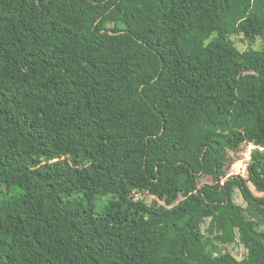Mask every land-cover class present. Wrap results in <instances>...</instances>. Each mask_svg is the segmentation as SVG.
<instances>
[{
	"label": "trees",
	"instance_id": "16d2710c",
	"mask_svg": "<svg viewBox=\"0 0 264 264\" xmlns=\"http://www.w3.org/2000/svg\"><path fill=\"white\" fill-rule=\"evenodd\" d=\"M5 166L0 264H264V0H0Z\"/></svg>",
	"mask_w": 264,
	"mask_h": 264
},
{
	"label": "rangeland",
	"instance_id": "374dc122",
	"mask_svg": "<svg viewBox=\"0 0 264 264\" xmlns=\"http://www.w3.org/2000/svg\"><path fill=\"white\" fill-rule=\"evenodd\" d=\"M231 40L233 44L235 45V47L239 49L240 51H245L248 49L260 50L262 48V41L259 38L256 39L253 44H249L246 40L243 39L242 36H240L239 38H232ZM255 149L256 148L254 146L247 145V146H244L242 150L239 151L238 153H235V154L230 153L229 159L233 161V165L229 168L227 172L228 176L245 177L246 176V165L248 161L250 160L251 152ZM57 161L66 162L72 166L86 167L88 165L87 162L84 163V160L77 159L76 161H74L73 158L67 155H59L55 157L42 158L41 160H39L38 164L53 163ZM0 171L7 174L12 171V168L10 169L8 166H5ZM203 183L211 184L210 181H208L207 179L201 178L200 184H203ZM0 191H4V186L0 185ZM13 193L15 194V191L10 192V194H13ZM81 195L82 194L79 193L74 198H78V196L81 197ZM138 197H142V195H139ZM145 198L148 201H151L150 197H145ZM232 199L235 205H238L242 208L244 215L248 219H252L255 222L257 229L260 231H264V219L261 220L260 218H258V216L252 210L248 211L243 199L241 198L236 188L233 190ZM107 201H108V197H100V198L96 197L93 201L94 203L93 212L95 214L100 213L102 210V207L107 203ZM207 222L208 221H205V223L202 225V231L204 233H205ZM227 250L237 260H241V258L244 255L243 248L237 244L227 246Z\"/></svg>",
	"mask_w": 264,
	"mask_h": 264
}]
</instances>
